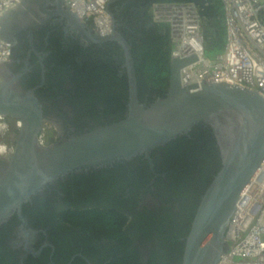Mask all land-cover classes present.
Segmentation results:
<instances>
[{"label": "flooded vegetation", "instance_id": "flooded-vegetation-1", "mask_svg": "<svg viewBox=\"0 0 264 264\" xmlns=\"http://www.w3.org/2000/svg\"><path fill=\"white\" fill-rule=\"evenodd\" d=\"M198 1L115 0L112 4L115 30L131 46L138 96L148 104L168 97L172 68L170 26L156 20L154 6L157 2L195 4L206 41L210 34L216 35L210 19L212 7L206 0ZM35 21L40 22V18L35 17ZM10 37L12 54L0 69L5 76L18 75L24 89L37 88L45 115L52 117L46 129L47 144H58L125 118L130 77L119 40L107 38L85 46L77 28L65 20L58 22L56 17ZM158 69L166 75L158 78ZM13 122L10 118L11 133L17 131ZM5 160L9 159L0 158V164ZM222 165L220 141L214 128L207 126L163 145L153 160L140 155L106 165L96 171L94 183H86L85 174L69 176L23 207L29 226L37 231L31 244L40 254L26 256L14 246V229L22 224L17 213L0 226V264H182L194 216ZM112 183L123 189L116 198L124 216L112 221L107 214H96L85 222L78 220V212L71 213V218L62 217L69 208L78 211L89 199L93 204L98 198L106 199L100 195L101 186ZM131 185L133 190L127 194L124 189ZM147 188L157 198V205L140 210L141 195ZM108 200L114 202V198ZM116 233L125 239L120 242ZM142 245L148 247V255H143Z\"/></svg>", "mask_w": 264, "mask_h": 264}, {"label": "water", "instance_id": "water-1", "mask_svg": "<svg viewBox=\"0 0 264 264\" xmlns=\"http://www.w3.org/2000/svg\"><path fill=\"white\" fill-rule=\"evenodd\" d=\"M114 1L109 0L106 13L103 12L98 23L82 18L69 0H19L1 14L0 38L11 46V51L10 35L16 37L22 29L42 24L52 17L77 28L85 46L116 38L123 43L126 52L130 98L128 113L122 120L49 145L46 129L52 117L45 115L37 88L24 89L18 75L5 76L0 69V118H13L21 125L15 133L9 134L7 140L14 149L8 155L9 160L0 164V226L18 213L22 224L14 229L13 244L24 250L26 256H37L40 251L31 244L37 231L29 226L22 212L26 204L69 176L90 177L108 167L106 165L140 155L153 160V154L163 145L209 126L214 128L220 141L223 165L194 216L186 236L182 264H218L229 247L226 229L236 204L264 164V97L257 90L225 82H205L200 89L193 90L181 81V69L189 61L172 59L168 97L151 104L141 100L131 46L115 30ZM35 17L40 18V22L35 21ZM130 189L133 186L124 191L129 194ZM157 190L156 186L154 191ZM147 191L141 195L140 210H150L157 205V198ZM147 249L141 246L143 255H148Z\"/></svg>", "mask_w": 264, "mask_h": 264}, {"label": "built area", "instance_id": "built-area-1", "mask_svg": "<svg viewBox=\"0 0 264 264\" xmlns=\"http://www.w3.org/2000/svg\"><path fill=\"white\" fill-rule=\"evenodd\" d=\"M19 0H0L1 14ZM85 19L100 22L109 0H69ZM227 42L221 52L206 53L205 33L193 3L155 4V16L170 26L172 59L189 61L183 84L198 90L205 82H225L257 90L264 97V0H222ZM12 54L0 38V63ZM228 249L218 264H264V164L242 191L226 229Z\"/></svg>", "mask_w": 264, "mask_h": 264}, {"label": "trees", "instance_id": "trees-1", "mask_svg": "<svg viewBox=\"0 0 264 264\" xmlns=\"http://www.w3.org/2000/svg\"><path fill=\"white\" fill-rule=\"evenodd\" d=\"M206 2L208 3V5H211V7H212L210 19H211V23H213L214 27L216 28V35L213 36L210 34V37L208 39H206V41H205V48H206L207 55L210 57H213L214 54L221 52L223 50V48L227 42V37H228L227 25H226V20H225L223 1L222 0H206ZM170 51H172V48ZM163 71L164 70H161V69H160V71H159V69L155 71V73H157L158 78H162L163 76L166 75V72L165 71L163 72ZM159 73H161V74L159 75ZM167 73H168V71H167ZM160 76H162V77H160ZM77 176H81V174H78ZM116 176L117 175L113 176V179H115ZM86 178H88L86 180V183H91V182L94 183L95 181H97L96 180L97 174L94 173L90 177H86ZM123 183L124 182H122V184ZM126 183L130 184V182H128V181ZM134 184L135 183L133 182L132 185H134ZM132 185H131V187H132ZM101 187H103V189H102V194H100V195L101 196L105 195L106 199H99L98 198V200L96 201L95 204L91 203V200L89 199V200L82 202L80 204L81 207L79 208L78 211H75L73 208H69V211L64 212V215L62 214L63 215L62 217L65 219L71 218V216H70L71 213H77L78 212V214H79L78 220L85 222L87 219H90L92 216H95L96 214H103V215L107 214V215H109V219H111L112 221L117 219V218H120L121 215L124 216L125 212L124 213L122 212L123 209L119 206L118 199L116 198L117 195L123 194V189L121 187H114L113 183L112 184H104ZM114 188H118L120 190H117ZM62 189L64 190L63 187H62ZM90 190L93 191L94 189L90 188ZM146 190L150 191L149 188H147ZM67 191H70V190H67ZM108 197L114 198V202L113 203L110 202V200H108L109 199ZM63 201L64 200H60L58 202H63ZM88 201H90V202H88ZM116 203L118 205H116ZM73 207H77V206H73ZM53 209H57V208H53ZM47 221L49 223L50 220H47ZM115 235L120 242L122 241V239H125V237H120V233H116ZM102 255H103V253L101 254V257H102ZM100 261H103V260L101 259ZM73 263L77 264L76 262H73Z\"/></svg>", "mask_w": 264, "mask_h": 264}, {"label": "clouds", "instance_id": "clouds-1", "mask_svg": "<svg viewBox=\"0 0 264 264\" xmlns=\"http://www.w3.org/2000/svg\"><path fill=\"white\" fill-rule=\"evenodd\" d=\"M13 124L16 130L21 126L16 119H14ZM10 133V120L0 118V158H8V155L13 152L14 147L6 140Z\"/></svg>", "mask_w": 264, "mask_h": 264}]
</instances>
